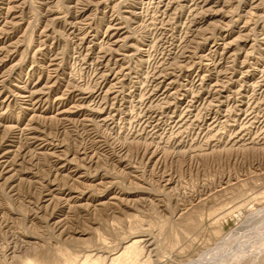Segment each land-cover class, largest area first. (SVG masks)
<instances>
[{
    "label": "rangeland",
    "instance_id": "1",
    "mask_svg": "<svg viewBox=\"0 0 264 264\" xmlns=\"http://www.w3.org/2000/svg\"><path fill=\"white\" fill-rule=\"evenodd\" d=\"M133 239L264 264V0H0V264Z\"/></svg>",
    "mask_w": 264,
    "mask_h": 264
},
{
    "label": "bare ground",
    "instance_id": "2",
    "mask_svg": "<svg viewBox=\"0 0 264 264\" xmlns=\"http://www.w3.org/2000/svg\"><path fill=\"white\" fill-rule=\"evenodd\" d=\"M139 243L140 242L138 239H133L132 241L127 243L125 246L122 247V249L116 255L114 254L115 256L111 257L110 264H141L140 263L141 261L138 260L140 252H141L139 248L140 247ZM90 257L91 256H88V260L83 264H100L101 263L99 260H93L94 258L90 259Z\"/></svg>",
    "mask_w": 264,
    "mask_h": 264
}]
</instances>
